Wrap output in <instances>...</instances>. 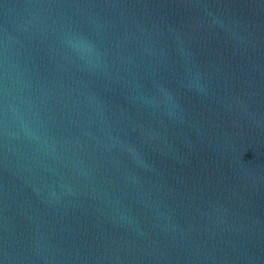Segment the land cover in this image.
I'll use <instances>...</instances> for the list:
<instances>
[{
	"label": "water",
	"instance_id": "1",
	"mask_svg": "<svg viewBox=\"0 0 264 264\" xmlns=\"http://www.w3.org/2000/svg\"><path fill=\"white\" fill-rule=\"evenodd\" d=\"M0 264H264V0H0Z\"/></svg>",
	"mask_w": 264,
	"mask_h": 264
}]
</instances>
